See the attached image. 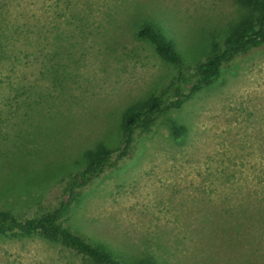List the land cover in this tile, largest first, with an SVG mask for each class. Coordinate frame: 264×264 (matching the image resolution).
Segmentation results:
<instances>
[{"label": "rangeland", "instance_id": "rangeland-1", "mask_svg": "<svg viewBox=\"0 0 264 264\" xmlns=\"http://www.w3.org/2000/svg\"><path fill=\"white\" fill-rule=\"evenodd\" d=\"M254 14L238 0H0V209L23 220L54 209L104 142L108 166L65 227L120 264H264V47L187 97L211 43ZM147 25L180 66L138 36ZM176 85L182 104L165 94V118L184 137L163 120L121 155L125 111ZM0 264L91 263L12 234L0 235Z\"/></svg>", "mask_w": 264, "mask_h": 264}, {"label": "trees", "instance_id": "trees-1", "mask_svg": "<svg viewBox=\"0 0 264 264\" xmlns=\"http://www.w3.org/2000/svg\"><path fill=\"white\" fill-rule=\"evenodd\" d=\"M238 1L244 6L251 7L256 15L254 14L252 17L249 15L239 20L225 39L211 43L208 59L198 66L197 73L199 77L191 85L190 92L187 95L188 98L192 94L202 92L219 79L224 64L236 57L247 55L253 49L264 47V0ZM138 36L149 40L162 59L176 66L181 65V59L173 45L166 41L161 33L157 32L152 26H145L138 33ZM189 81L185 78L180 83L188 84ZM167 93H170L171 97L174 98L168 108H179L182 104V98L180 85H176L170 87L161 95H152L148 101L134 104L125 111L121 122V135L123 137L121 144L124 146L121 155L125 154L135 142L137 131L152 136L157 132V130L153 131L152 128H158L159 122L163 120L168 127L172 128L171 132L174 138L184 137L186 129L183 125H177L169 120L166 121L165 116L168 108H166L164 96ZM34 113L38 117L37 126L39 127L41 121L38 116L39 112L36 110ZM83 155L85 159L84 168L79 173L72 175L66 182L59 203L54 209L37 218L27 220L13 217L7 210L0 209V235L37 236L49 244L61 245L75 250L87 258L91 264H120L118 259L101 246L89 242L63 225V222L70 217L74 205L81 197L82 189L93 179L101 176L107 168L111 151L107 144L101 142L95 148L86 150ZM2 167L0 168V174L2 173ZM3 171L7 174L8 168L3 167ZM139 264L153 263L144 260Z\"/></svg>", "mask_w": 264, "mask_h": 264}]
</instances>
